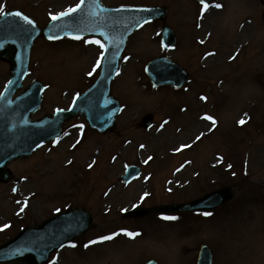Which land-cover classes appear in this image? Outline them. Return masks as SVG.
Wrapping results in <instances>:
<instances>
[{"label": "rangeland", "instance_id": "1", "mask_svg": "<svg viewBox=\"0 0 264 264\" xmlns=\"http://www.w3.org/2000/svg\"><path fill=\"white\" fill-rule=\"evenodd\" d=\"M77 2L0 0V5L5 11L19 9L44 25L50 12ZM102 2L165 5L163 22L177 34L169 56L189 71L190 80L179 90L153 88L143 68L162 52V22L150 21L135 30L111 82L121 105L115 128L99 134L82 116H75L65 122L58 139L10 162L13 179L0 182V243L57 209L80 206L92 213L96 226L55 252L47 264H142L150 257L160 264H195L203 242L211 248L212 264H264V4L211 0L205 9L195 0ZM95 39L35 41L24 86L37 79L44 90L32 118L67 108L95 79L102 48L86 42ZM8 78L9 65L0 60V91ZM145 113L153 115L149 129L138 126ZM206 114L215 118V127ZM131 163L142 172L123 184L119 176ZM227 184L235 185L238 194L211 215L121 218L133 206L181 202ZM172 216L177 219L164 218ZM121 229L138 234L131 237ZM112 233L118 234L89 243Z\"/></svg>", "mask_w": 264, "mask_h": 264}, {"label": "water", "instance_id": "2", "mask_svg": "<svg viewBox=\"0 0 264 264\" xmlns=\"http://www.w3.org/2000/svg\"><path fill=\"white\" fill-rule=\"evenodd\" d=\"M82 9L72 16L52 20L44 28H39L35 22L27 24L21 17L14 15L17 11H9L0 16V43L3 44L0 48V59L11 64V78L0 96L1 180H8L11 177L5 168L7 162L30 154L41 143L55 137L60 131L62 121L77 112L84 114L87 122L99 131L105 132L113 128L119 104L110 95V81L117 68L126 38L140 22L151 18H163L166 13L164 7L108 8L100 3H91L90 0H86ZM89 33L101 36L105 43V58L102 60L97 80L74 101L68 111H57L53 117L45 116L30 121V114L40 103L41 85L34 82L21 95L14 99L11 96L15 89L21 86L35 38L39 35L55 38L65 34ZM162 38L163 43L170 45L175 41L172 30L167 26L162 28ZM146 70L155 85L169 84L179 87L187 79V74L164 56L151 60ZM141 124L150 126L151 116L146 115ZM138 173V167L128 166L122 179L127 181ZM234 194L235 189L226 186L190 202L153 208H134L123 216L140 217L154 211H204L228 201ZM91 226L92 216L83 208L61 212L42 221L36 227L22 229L14 238L0 245V261L43 264L50 252L81 235ZM211 259L208 246L202 244L196 264H211ZM145 264L157 262L151 259Z\"/></svg>", "mask_w": 264, "mask_h": 264}, {"label": "snow or ice", "instance_id": "3", "mask_svg": "<svg viewBox=\"0 0 264 264\" xmlns=\"http://www.w3.org/2000/svg\"><path fill=\"white\" fill-rule=\"evenodd\" d=\"M90 2H91V3H94V4H99V3H100V0H90ZM85 3H86V0H80V2L77 3L74 7H69L67 10H65V11H61V12L56 13V14H52V13L50 12V13H49V16L51 17V19H52L53 21H57V20H60V19H62V18H65V17L72 16V15L75 14L77 11H81V10H83V9H82V6H83ZM200 3H201L202 5H204L205 9H208V8H209V4L206 3V0H200ZM213 6L216 7V8H220V7H222V5L219 4V3H215ZM4 14H5L4 6L0 5V15H4ZM14 15L21 17V18L23 19V21H25L27 24H30V25H31V24H34V21L31 20L28 16L24 15L22 12L17 11V12L14 13ZM147 22H148V21L146 20L145 23H147ZM75 38L80 39L81 37H80V36H76ZM86 42H88V43H95V44L99 45L100 48L105 49V44H104L100 39L90 40V41H86ZM2 47H3V44L0 43V48H2ZM104 58H105V52L102 51V52L100 53V58H99V59L97 60V62H96L95 68H99V67L101 66V62H102V60H103ZM126 59H127V57H126ZM95 68H94V71H95ZM88 74H89V75H92L93 73H92V72H89ZM77 95H79V94H77ZM202 99H205V100H206L207 97H202ZM57 111L60 112V111H64V110H63V109H57ZM206 118H207L208 120L212 121V122H213V127H215V125H216L215 118H214L213 116H210V115H207V114H206ZM165 123H167V121H165ZM239 123H240L241 125H243V124L246 123V121L242 118V119H240ZM163 126H164V125L161 124V127H163ZM81 127H83V126L81 125ZM202 135H203V133H201V136H202ZM199 139H200V137H197V140H199ZM57 142H58V141H57ZM77 143H79V141H78ZM73 147H75V145H73ZM140 147H144V145H141ZM181 147H182V148H183V147H190V145H182ZM179 150H180V149H177V151H179ZM149 159H151V157H149ZM69 163H71V161H69ZM145 163H147V161H145ZM89 167L91 168V167H92V164H89ZM229 167H232V166L229 165ZM14 191H15V189H14ZM145 195H147V194H145ZM25 204H26V202H25ZM20 210L23 211L24 209L21 208ZM57 211H60V210L57 209ZM204 215H211V213H204ZM164 218H166V219H177V217H175V216H172V217H164ZM8 226H9V225H4L3 227L6 228V227H8ZM121 231L126 232L127 235H129V236H131V237H135V236L138 234V233H133V232H127V230H125V229H121ZM117 234H118V233H112V234L109 235V236H101V237L98 238V240H96V241H90L89 243H97V242H101V241H104V240L112 239L113 236H115V235H117ZM72 246L74 247L75 245L73 244ZM87 246H88V245H85V247H87Z\"/></svg>", "mask_w": 264, "mask_h": 264}]
</instances>
